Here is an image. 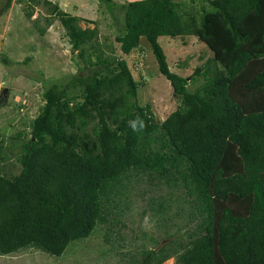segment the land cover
<instances>
[{
    "label": "trees",
    "instance_id": "16d2710c",
    "mask_svg": "<svg viewBox=\"0 0 264 264\" xmlns=\"http://www.w3.org/2000/svg\"><path fill=\"white\" fill-rule=\"evenodd\" d=\"M101 1L125 9L118 50L57 3L26 0L28 20L49 7L91 71L44 87L30 133L0 139V255L62 257L99 231L124 248L122 217L139 199L168 241L157 251L151 236L119 264H264V0ZM192 36L210 55L186 76L160 39ZM143 39L180 102L162 121L140 103L144 81L127 60Z\"/></svg>",
    "mask_w": 264,
    "mask_h": 264
},
{
    "label": "rangeland",
    "instance_id": "374dc122",
    "mask_svg": "<svg viewBox=\"0 0 264 264\" xmlns=\"http://www.w3.org/2000/svg\"><path fill=\"white\" fill-rule=\"evenodd\" d=\"M7 1L0 0V139L14 137L19 132L30 133V123L44 104V87L54 82L65 85L71 77L91 71L80 70L72 59L71 56L77 55V51H72L58 18L50 17L48 6H36L28 20L23 11L27 7L26 0H12L9 8L6 7ZM50 1L72 15L80 16L82 28L97 26L100 45H107L110 51L108 47L113 44L118 50L115 37L125 30V9L121 5L112 11L111 2L101 0ZM124 1L114 0L113 4H124ZM197 2L200 3V0ZM46 16L50 17V25L45 21ZM38 18L41 25L47 27L44 36H40L32 25ZM142 41V49L129 55L127 60L137 72L136 76L140 74L144 81V86L139 90L140 103L150 104L162 121L180 102L175 98L170 83L160 74L150 45L146 39ZM160 42L172 69L186 76L193 74L194 67L203 63L200 56L207 58L210 55L207 46L193 36L177 40L162 37ZM4 55L8 60L6 63L1 62ZM30 56L34 59L23 63ZM180 62H185L186 66L180 68ZM196 87L191 86V89ZM122 219L126 224L122 229L125 241L121 244L125 245L124 248H118L117 244L113 248L111 243L105 244L104 232L99 231L71 248L65 256H51L37 249H29L8 256L0 255V264H119L118 254L124 250L137 252L142 245L152 247L151 236L160 240L164 238L158 227V218L139 199L132 201ZM164 264H177L176 258L172 257Z\"/></svg>",
    "mask_w": 264,
    "mask_h": 264
},
{
    "label": "clouds",
    "instance_id": "9594fccd",
    "mask_svg": "<svg viewBox=\"0 0 264 264\" xmlns=\"http://www.w3.org/2000/svg\"><path fill=\"white\" fill-rule=\"evenodd\" d=\"M130 127L132 128L133 131H138L137 124L135 122L131 123Z\"/></svg>",
    "mask_w": 264,
    "mask_h": 264
},
{
    "label": "water",
    "instance_id": "95a60500",
    "mask_svg": "<svg viewBox=\"0 0 264 264\" xmlns=\"http://www.w3.org/2000/svg\"><path fill=\"white\" fill-rule=\"evenodd\" d=\"M168 240H163L160 245L156 248V250L158 251Z\"/></svg>",
    "mask_w": 264,
    "mask_h": 264
}]
</instances>
